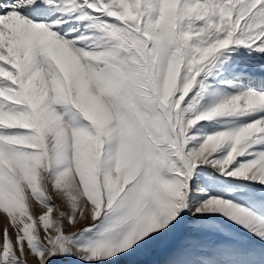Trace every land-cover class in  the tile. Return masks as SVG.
I'll list each match as a JSON object with an SVG mask.
<instances>
[{
    "label": "snow or ice",
    "instance_id": "snow-or-ice-1",
    "mask_svg": "<svg viewBox=\"0 0 264 264\" xmlns=\"http://www.w3.org/2000/svg\"><path fill=\"white\" fill-rule=\"evenodd\" d=\"M0 222V264H264V0H0Z\"/></svg>",
    "mask_w": 264,
    "mask_h": 264
},
{
    "label": "rangeland",
    "instance_id": "rangeland-1",
    "mask_svg": "<svg viewBox=\"0 0 264 264\" xmlns=\"http://www.w3.org/2000/svg\"><path fill=\"white\" fill-rule=\"evenodd\" d=\"M0 226H2V222H0ZM160 258H161V252L159 250H156V251H148L147 253L138 257V260H140L141 264H152L153 261L158 260ZM121 264H123V262H121Z\"/></svg>",
    "mask_w": 264,
    "mask_h": 264
}]
</instances>
